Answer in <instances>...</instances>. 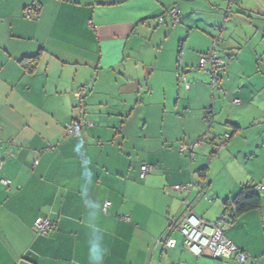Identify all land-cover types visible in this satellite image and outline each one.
<instances>
[{"label":"crops","instance_id":"1","mask_svg":"<svg viewBox=\"0 0 264 264\" xmlns=\"http://www.w3.org/2000/svg\"><path fill=\"white\" fill-rule=\"evenodd\" d=\"M199 1L0 0V264H264V200L225 228L251 255L244 262L196 256L179 231L188 213L216 221L243 184H264L259 54L242 57L239 42L226 40L229 79L211 100L208 76L194 72L208 38L183 56L187 91L178 87L177 66L160 64L151 42L161 24L152 19ZM206 1L218 15L227 4ZM234 3L243 5L233 0L231 15L239 12ZM32 6L39 14L28 18ZM36 54L34 68L22 61ZM86 119L93 123L67 131ZM212 134L204 153L181 154L179 146ZM225 134L229 140L211 155ZM143 163L153 165L151 175L140 176ZM220 169L230 175L215 186L208 173ZM188 183L190 193L173 189ZM38 217L50 220L48 232L35 231ZM168 235L174 247L166 246Z\"/></svg>","mask_w":264,"mask_h":264},{"label":"rangeland","instance_id":"2","mask_svg":"<svg viewBox=\"0 0 264 264\" xmlns=\"http://www.w3.org/2000/svg\"><path fill=\"white\" fill-rule=\"evenodd\" d=\"M242 2L243 5L239 3L235 5L236 3H234V10L237 9L239 12L232 15V9H230V5L227 2V4L223 7L224 12H221L218 15L217 9L212 7L206 0H200L195 6L193 3L190 4L189 9H184L180 12L179 20L176 23H174L172 16L168 11L164 13L165 15L163 14L165 18L156 29L154 38L151 39V42L156 44V51H160L162 53L160 55L162 58L159 60L160 64L168 67L173 65L177 66L179 72L177 71L176 78L178 80L180 76L181 79V81L179 83L177 82V84L182 90H188L185 87V82L182 81V76L189 81L186 77L187 73H185L182 68L183 56L188 52V48L191 44H197V42L201 39L204 41L206 40L205 37L208 38L210 42L207 44L203 53H206L209 49L213 48V43L216 38H222V41L215 46V49L218 55L224 58L226 63L225 66L219 67L220 81L218 83V81L212 77L211 73H206L204 70L199 68V59L202 53L199 54L197 60H195L196 68L194 67V72H202V74H206L208 76L211 85V100H213V97L215 98V94L218 93V90L221 89L224 91L225 80L229 79L228 76L223 75L227 72L229 65L228 58L222 53V47L226 43V40L233 41V39H235L239 42L236 50L242 54V57H246L248 54L251 55V53L256 51L259 54L258 59L261 62V65L264 66V0H242ZM239 6L244 9L243 13H240L242 12V9ZM191 9H194V11L185 13L187 10ZM161 17L162 16H159L157 19H152L151 21H160ZM136 47H138L137 50L140 49L142 52H144L146 48L141 45ZM147 54L152 59L158 55V53L153 51L151 48L147 51ZM131 61L132 60H130L129 64L133 65L135 61ZM252 69L254 68L248 67V70ZM221 76H223V78ZM230 80L235 81V85H237L239 83L238 81H240L235 72H232V75H230ZM86 89L87 87L83 90L84 94ZM134 119L135 116H132L129 120L134 122ZM86 121L88 122L91 120L86 119ZM86 121H82L84 125L82 128L87 127ZM206 141L209 142L208 140ZM206 145V142H204L203 146L197 150V153H204L203 150ZM215 149H219L218 143H216ZM183 155H185L187 159H190L187 154ZM151 174L152 173L147 176ZM208 175L209 177L214 178V185L219 186L230 175V172L229 169H220L216 171L214 170L212 173L210 171ZM262 197L264 198V191L262 192ZM228 225L229 224H227V226Z\"/></svg>","mask_w":264,"mask_h":264},{"label":"built area","instance_id":"3","mask_svg":"<svg viewBox=\"0 0 264 264\" xmlns=\"http://www.w3.org/2000/svg\"><path fill=\"white\" fill-rule=\"evenodd\" d=\"M227 3L231 6L233 0H226ZM168 12L171 14L174 23L178 22L180 10L178 7H171L168 9ZM165 15V14H164ZM25 16L28 18H34L37 16V8L36 6L28 7L25 10ZM165 16L162 15L159 22ZM222 41L221 37L215 39L213 43V48L209 49L206 53L202 54L199 59V68L204 70L206 73H211L212 77L218 81H220L219 67H223L226 65L224 58L220 57L215 49V46ZM180 78V76H179ZM181 81V79H180ZM182 81L185 82V87L187 89L190 88V82L186 80L184 76H182ZM84 88L81 87L77 91V96L82 97V92ZM235 103H240V99H235ZM212 108H207L205 110V117L207 121H209V125L213 122V114ZM212 120V121H211ZM90 124V123H88ZM82 122H71L67 125V131L71 134H76L81 129ZM230 137V134H225L224 141H227ZM215 142V136L212 134L209 138L202 137L190 144H184L180 146V151L182 153H186L190 158H194L197 154V150L203 146L204 142ZM220 149V144H218ZM219 149L216 151L219 152ZM3 159L0 158V165ZM154 167L150 163H143L140 167V176L145 177L146 175L152 173ZM4 183H8L9 181L3 179ZM193 188L192 183L184 184V185H175L173 187L174 190H185L190 193ZM259 189L264 190V185H259ZM110 201H106L104 203L103 209L109 207ZM222 215V214H221ZM125 219H129V217H124ZM227 227V220L225 218L218 219L216 221H207L201 217H199L194 212L188 213L181 221L179 225V231L184 238V243L186 247L191 250L196 256L202 255L204 253H210L214 256H226L230 257L234 255L239 261L244 262L249 259L250 254L241 248H239L226 234L225 228ZM33 228L35 231L39 233H46L51 228V222L47 217H38L35 219L33 223ZM177 243V240L171 236L166 239L167 247H174ZM254 264H260L256 259H254Z\"/></svg>","mask_w":264,"mask_h":264},{"label":"trees","instance_id":"4","mask_svg":"<svg viewBox=\"0 0 264 264\" xmlns=\"http://www.w3.org/2000/svg\"><path fill=\"white\" fill-rule=\"evenodd\" d=\"M36 8H37V15H38L39 14V7L36 6ZM38 59H39V54H36L33 56H25L22 59V61H25V60L28 61L29 60L30 68H34L36 66V63L38 62ZM178 80L180 81V78H178ZM82 87L86 88L87 86L86 87L82 86ZM83 97L81 99H83ZM88 123H90V124H88ZM91 124H92L91 121H88V122L86 121V125H91ZM83 126L84 125L82 122L81 128ZM234 127H235L234 128V133H235L237 131V127L236 126H234ZM229 138H228V140H229ZM221 141L222 142L220 143V145H221L220 149L227 142V141H224V139H222ZM220 149H219V151H220ZM215 153L217 154L218 151L213 150L211 155L212 154L214 155ZM1 159H3V158L1 157ZM2 163H3V161H2ZM206 170L207 169L205 168V169H201V171H199L201 176H203V177L206 176ZM259 185H264V184H259V183H257V184H253V183L243 184L241 186L240 190L238 191V193L232 199H227L224 201V210H223L222 215L218 219L225 218L227 220V224H231L241 214L248 212V211H251V210H254V209L260 208L262 201L264 200V198L262 197V192L264 190L259 189L258 188ZM167 237H169V235ZM208 254H210V253H208ZM199 256H201V255H199Z\"/></svg>","mask_w":264,"mask_h":264},{"label":"clouds","instance_id":"5","mask_svg":"<svg viewBox=\"0 0 264 264\" xmlns=\"http://www.w3.org/2000/svg\"><path fill=\"white\" fill-rule=\"evenodd\" d=\"M184 239V238H183ZM165 242H166V240H165ZM251 256V255H250Z\"/></svg>","mask_w":264,"mask_h":264}]
</instances>
